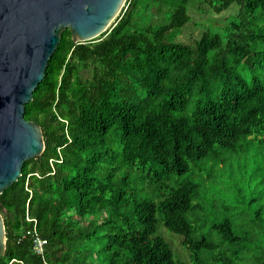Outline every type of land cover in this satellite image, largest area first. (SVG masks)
I'll return each instance as SVG.
<instances>
[{"label":"trees","instance_id":"1","mask_svg":"<svg viewBox=\"0 0 264 264\" xmlns=\"http://www.w3.org/2000/svg\"><path fill=\"white\" fill-rule=\"evenodd\" d=\"M25 119L46 149L0 196V264H182L160 226L192 264H264V179L249 203L210 193L264 145V0H128L96 40L67 30Z\"/></svg>","mask_w":264,"mask_h":264},{"label":"water","instance_id":"2","mask_svg":"<svg viewBox=\"0 0 264 264\" xmlns=\"http://www.w3.org/2000/svg\"><path fill=\"white\" fill-rule=\"evenodd\" d=\"M128 0H0V196L19 181L23 166L46 149L42 128L25 107L43 82L62 34L75 44L96 40ZM7 238L0 213V261Z\"/></svg>","mask_w":264,"mask_h":264},{"label":"rangeland","instance_id":"3","mask_svg":"<svg viewBox=\"0 0 264 264\" xmlns=\"http://www.w3.org/2000/svg\"><path fill=\"white\" fill-rule=\"evenodd\" d=\"M194 33L196 32L194 31ZM246 151V153L233 155L232 158L227 161L224 169L225 172L220 173L222 179H220L219 184L222 185V187L216 185L210 188V193L214 195V201L217 202V208H220L226 203L230 204L231 200L234 198L233 193L228 191V187H230L228 184H231L233 190L242 191L239 198L245 203H249L254 198H257L258 190L256 184L264 179V145L261 144V140H256ZM124 171L130 173L131 177L136 179L132 183L134 193H137L140 198L157 199V192L148 190L147 186L143 184L140 179L137 180V178L141 176L137 168H133L132 170L124 169ZM185 179L186 178L176 177L175 181L180 183ZM174 183L175 182L171 184L173 185ZM255 203L258 202H254L253 206ZM159 234L171 244L177 262L192 264L189 253L183 248L180 239L163 226L159 227Z\"/></svg>","mask_w":264,"mask_h":264},{"label":"built area","instance_id":"4","mask_svg":"<svg viewBox=\"0 0 264 264\" xmlns=\"http://www.w3.org/2000/svg\"><path fill=\"white\" fill-rule=\"evenodd\" d=\"M59 162H61V160ZM26 220H27V222L34 224V230H33L34 251L37 255L43 256L44 249H45L47 242L44 239H42L37 233V221L31 220L28 216H27Z\"/></svg>","mask_w":264,"mask_h":264}]
</instances>
